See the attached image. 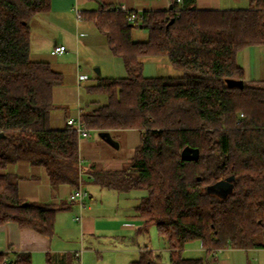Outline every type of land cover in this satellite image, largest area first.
<instances>
[{
	"label": "trees",
	"instance_id": "1",
	"mask_svg": "<svg viewBox=\"0 0 264 264\" xmlns=\"http://www.w3.org/2000/svg\"><path fill=\"white\" fill-rule=\"evenodd\" d=\"M81 14L103 34L127 71L97 78L80 118L92 131L138 130L139 146L119 170L82 168L80 141L70 127H50L54 91L64 76L49 62L31 58V22L50 12L51 0H0V226L16 223L52 237V204L28 202L21 178L6 172L28 162L46 170L53 191L92 183L119 193L142 190L139 228L156 227L169 247V264H209L183 258L200 241L210 255L227 248L264 249V80L247 81L237 56L264 46V0L247 9L203 10L193 0L141 14L106 5ZM136 19L131 22V14ZM148 31L135 41L133 31ZM166 57L181 77H145L144 58ZM198 157L184 158V149ZM85 170V171H84ZM85 174V176H84ZM234 177L228 191L214 186ZM0 264H32L28 252H0ZM133 264H164L151 249Z\"/></svg>",
	"mask_w": 264,
	"mask_h": 264
},
{
	"label": "crops",
	"instance_id": "2",
	"mask_svg": "<svg viewBox=\"0 0 264 264\" xmlns=\"http://www.w3.org/2000/svg\"><path fill=\"white\" fill-rule=\"evenodd\" d=\"M102 2L112 7H125L127 11H133L139 14L145 11L167 10L171 6V0H102ZM191 6L203 10L247 9L249 7V0H193ZM98 8V3L92 0H51L50 12L36 16L31 22L32 60L49 62L50 57L54 58L56 56H52L51 52L50 55L45 54L47 56H44L43 51H51L55 46H65L64 43L58 44L57 40L54 41L52 39L45 50L38 51V48L34 49L35 40L40 42L41 40L48 39V37L45 36L54 34L56 31H64L68 33L67 36L71 35L72 28L67 30L64 28V25H66L68 21H71L73 17L76 18L77 22L82 21V17L81 19H77V11L82 14L83 12L97 10ZM86 23L92 24L87 21ZM84 36V34H79L77 37L81 38ZM244 50L245 53L241 52L242 55L241 53L238 54L237 63L244 69L245 79L247 81L264 80V76H262V70H264V46L250 47ZM259 64L260 69L257 66ZM57 71L60 72V70ZM80 76L85 77V80L88 79L87 75ZM60 93H62V90L57 88L54 91V97L55 94ZM61 117L59 113L56 114L53 123L60 122L62 120ZM72 118L73 117H68L66 119V125L63 128L53 129L66 128L67 121ZM129 131L132 130L117 132ZM139 134L141 136L140 132ZM79 141L82 168L86 170L90 164H99L96 160L86 163L84 160V153L81 150L83 141L82 139H79ZM110 162L106 163L104 165L105 167L102 165L104 169L119 170L123 167V164L117 166L118 164L116 162ZM6 172L16 174L21 178L19 182V194L25 201L52 204L56 208L62 209L57 213L55 234L52 237L43 236L31 229H21L14 222L1 225L0 252H28L31 254L32 264H100L99 262L92 263V256L96 255L103 261V254L105 253H107L109 257H107L106 263L104 264H133L140 259L143 251L149 249L147 246H139L138 249L129 247L133 239L131 238L132 229H135L137 240L138 236L143 234L139 231V228L142 226V220L136 213L137 206L131 209L130 216L122 218L123 220L118 229L112 230L114 235L103 244L102 240H96V236L98 232L101 231L99 229L100 227L111 226L110 218H105L102 223L98 222V217L94 212L98 209H95L92 207V204L86 202V200L90 202L95 198L93 194L88 193V197L84 201V203L86 202L84 209L87 208V213L79 222L72 218L73 209L76 208L78 204L69 202L66 199L73 193L75 187L62 185L56 191H53L45 168L33 166L28 162L11 164L8 166ZM84 185L101 190L105 189L92 183H84L82 186ZM95 193L98 194V192ZM118 194L123 195L127 193L118 192ZM141 198L138 200L139 203ZM115 213L118 214V212ZM116 217L117 216H115V219ZM74 222L80 223L83 237L86 235L93 240L89 241L88 246H86V239L80 238L77 235V231L74 229ZM99 223L102 225L99 226ZM99 237H101V235H99ZM94 243L97 245H94Z\"/></svg>",
	"mask_w": 264,
	"mask_h": 264
},
{
	"label": "rangeland",
	"instance_id": "3",
	"mask_svg": "<svg viewBox=\"0 0 264 264\" xmlns=\"http://www.w3.org/2000/svg\"><path fill=\"white\" fill-rule=\"evenodd\" d=\"M64 28L67 30L72 28L71 35L67 36L68 33L64 31H56L54 34L45 36L48 39L41 40L40 42L35 40L36 43H34V49L38 48V51L45 50L52 39L54 41L57 40L58 44L64 43L67 47V52L64 55L49 58V63L52 67L55 70H60L64 76V83L59 87L62 93L55 94L54 97V104L59 108L51 112V128H63L66 125V119L68 117L77 118L80 109L91 101L100 100L102 103L106 102L105 95L93 94L87 90V87L94 84L97 78H122L127 76L122 59L112 54L106 37L99 32L94 24H88L83 20L77 22L76 18L73 17L71 21H68L64 25ZM79 34H84L85 36L78 38L77 36ZM133 39L136 41H146L148 39L147 30L135 28L133 31ZM244 51L241 52L243 53ZM50 52V50L43 51V55H50ZM143 61V75L145 77H172L178 79L182 75L181 72L170 64L166 57L151 56L144 58ZM257 66L260 69V64ZM96 69L101 71L100 76L97 75ZM263 72L264 70H262V76H264ZM80 75H87L88 79L80 82ZM58 113L62 116V120L54 124V117ZM140 140L141 136L139 132L134 130L129 132H112L110 138L101 136L99 132L92 131L90 138L82 139L83 144L81 150L84 153L86 163L96 160L101 166H104L106 163L113 161L118 164L117 166L123 164L121 168L123 169L133 158L135 150L140 144ZM116 143H118V147ZM82 189L95 196L92 201L89 202V200H86V202L92 204V207L95 209H98L94 211L98 217V222L102 223L105 218H110L111 226L100 227L99 229L101 231L98 234L101 237L98 234L96 236V240H102L103 244L114 235L112 230L118 229L123 220L122 218L130 216L131 209L138 206L139 198L146 195V192L142 190H133L121 195L117 191L101 190L87 185L82 186ZM95 192H98V194ZM115 212H118V214ZM86 213L87 208L81 211L77 205L73 209L72 218L76 219V217L81 215L84 217ZM115 216L118 218L116 217L115 219ZM74 223V229L77 231V235L80 238H85L86 246H88L89 241L93 240L86 235L83 237L80 223ZM101 223H99V226L102 225ZM132 231L131 238L133 239L129 247L138 249L139 246H147L149 249L161 255L164 264L170 263L168 244L159 236L156 227H150L147 233L140 234L138 240L135 229H132ZM121 234L119 235L122 236ZM94 245L97 244L94 243ZM107 257H109L107 253L103 254L102 261L96 255H93L92 263L99 262L100 264H104L106 263ZM183 258L203 259L209 264H264V249L246 251L227 248L209 255L203 249L200 241H193L186 245L183 251Z\"/></svg>",
	"mask_w": 264,
	"mask_h": 264
},
{
	"label": "built area",
	"instance_id": "4",
	"mask_svg": "<svg viewBox=\"0 0 264 264\" xmlns=\"http://www.w3.org/2000/svg\"><path fill=\"white\" fill-rule=\"evenodd\" d=\"M176 2L178 4H182L183 1L182 0H176ZM123 11H127L125 9V7H120ZM77 19H81V14L79 13V11H77L76 13ZM136 19V14L132 13L131 17H130V21L133 22ZM67 51L65 46H55L52 50H51V55L52 56H61L63 54H65V52ZM85 80V77L80 76L79 77V81L82 82ZM67 126L70 127L71 129L75 130L79 139H85V138H90L92 136V130L89 129L86 124L81 120L80 118V114L77 118H72L69 119L67 121ZM88 197V193L86 191H83L82 186H79L78 188H76L73 193H71L67 200L69 202L72 203H77L81 209V211H83V209L85 208V199ZM77 221H81L82 220V215L79 217H76ZM220 250H218L217 252H219Z\"/></svg>",
	"mask_w": 264,
	"mask_h": 264
},
{
	"label": "water",
	"instance_id": "5",
	"mask_svg": "<svg viewBox=\"0 0 264 264\" xmlns=\"http://www.w3.org/2000/svg\"><path fill=\"white\" fill-rule=\"evenodd\" d=\"M97 75H101V71L99 69H96ZM101 136L110 138V134L109 133H100ZM2 136V134L0 133V137ZM116 146L118 147V143H116ZM192 155L193 157H198V151L197 150H190L189 148L184 149L182 156L184 158L188 157ZM234 179V177L223 180L218 182L214 188L218 191H228L231 188V181Z\"/></svg>",
	"mask_w": 264,
	"mask_h": 264
}]
</instances>
